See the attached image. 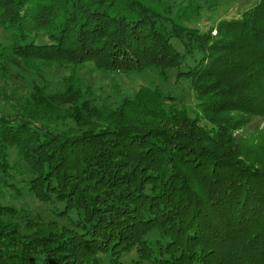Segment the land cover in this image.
Segmentation results:
<instances>
[{"label": "trees", "instance_id": "trees-1", "mask_svg": "<svg viewBox=\"0 0 264 264\" xmlns=\"http://www.w3.org/2000/svg\"><path fill=\"white\" fill-rule=\"evenodd\" d=\"M189 1L0 0V196L63 205L0 202V264H264V137L238 135L264 120V0L204 31ZM87 65L175 71L196 110L102 104Z\"/></svg>", "mask_w": 264, "mask_h": 264}, {"label": "rangeland", "instance_id": "rangeland-1", "mask_svg": "<svg viewBox=\"0 0 264 264\" xmlns=\"http://www.w3.org/2000/svg\"><path fill=\"white\" fill-rule=\"evenodd\" d=\"M180 1V0H177ZM188 4L189 0H184ZM200 6L198 15L188 23L190 27L208 30L215 27L216 23L222 19H231L239 17L243 11L252 6L258 0H192ZM214 33V32H213ZM7 37L0 29V41ZM179 52H183V48L178 41H173ZM198 59L187 58L184 62L182 70L187 69V64H194ZM79 76L83 82L90 86L93 97L105 105H116L119 100L124 97L133 96L134 92L141 86L158 89L162 93L175 97L182 101L185 108L189 112L196 110V102L193 99L190 82L186 79L178 80L175 71L168 74L167 79H163L157 71H148L142 74L130 75H112L97 72L92 66L87 65L80 70ZM0 103H2L0 101ZM243 138L255 139L264 137V120L258 118L252 119L248 125L238 132ZM4 197L0 196V202L6 205L14 206L17 209H25L34 216L39 215L44 219L54 218L52 212H60L63 209L61 204H43L38 202L26 189L23 190V198L18 200L10 196L8 192L4 193ZM134 254L129 255L125 260L129 263Z\"/></svg>", "mask_w": 264, "mask_h": 264}]
</instances>
